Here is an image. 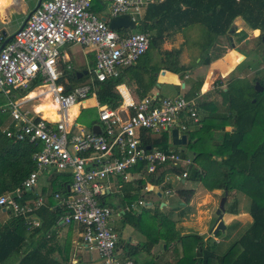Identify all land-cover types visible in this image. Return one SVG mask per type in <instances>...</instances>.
Masks as SVG:
<instances>
[{
	"label": "built area",
	"instance_id": "2783aa9c",
	"mask_svg": "<svg viewBox=\"0 0 264 264\" xmlns=\"http://www.w3.org/2000/svg\"><path fill=\"white\" fill-rule=\"evenodd\" d=\"M94 1L101 5L102 13L91 10ZM162 1L48 0L29 15L11 41L5 43L0 36V94L8 100L11 118V128L3 133L8 139L27 141L36 147L32 155L35 167L23 181L22 190L31 192L39 177L50 170L69 174L72 182L67 191L54 195L62 212L60 222L82 228L83 243L87 250L97 252L100 264H131L115 257L118 235L111 226L115 209L104 202L111 192V182L118 178L130 182L167 167L188 166L190 162L179 152L143 147L141 135L149 133L156 138L169 133L171 141V132L176 130L179 138H188L191 125L199 123L198 109L194 100L180 95H148L126 103L121 107L122 114L117 108L99 107V134H74L68 129L67 116L71 108L81 106L92 94L96 83L118 77L149 48L148 34L112 30L110 19L125 15L136 26V17L142 21L146 8ZM68 44L90 48L95 54V64L89 71L91 83L86 86L60 82L61 48ZM36 80L40 95H49L58 120L30 117L21 104L9 99V94L28 89ZM66 86L70 91L66 92ZM186 177L184 172L180 178ZM143 189L147 190V185ZM21 199V190L5 193L0 196V207L24 219L28 227L38 228L34 212L43 201L26 204ZM138 204L144 205L141 200Z\"/></svg>",
	"mask_w": 264,
	"mask_h": 264
},
{
	"label": "trees",
	"instance_id": "16d2710c",
	"mask_svg": "<svg viewBox=\"0 0 264 264\" xmlns=\"http://www.w3.org/2000/svg\"><path fill=\"white\" fill-rule=\"evenodd\" d=\"M98 5L99 3L94 1L91 10L95 12ZM237 18H240L250 30L259 31L258 42L263 46L261 57L264 65L262 41L264 0H164L160 4L147 7L141 21L140 33L149 35V48L134 65L126 68L118 77L95 84V94L99 104L117 108L121 103V97L116 92V87L125 81L133 83L136 86L137 97L143 99L156 86L160 71L165 70L182 78L196 65H210L224 53V49L221 48L223 45L219 43L220 38H226L229 42L227 34L230 33L234 36L236 43L246 39L247 35L244 31L235 32L234 20ZM195 26L199 27L202 38L197 46L200 54L204 55L199 57L198 63L194 62L189 66L181 65L179 61L181 47L170 51L160 50L167 39ZM229 48L232 49V45H229ZM242 64L244 66V62ZM247 68H250L249 65L245 67ZM70 76L68 74V77ZM64 77L60 78V82H63ZM84 80L74 83V86ZM255 83L262 86V92L255 91ZM37 84L38 82L34 81L21 95L32 91ZM201 86L202 81H194L192 92L186 99L191 100L200 91ZM226 89L225 92L220 93L223 103L227 105L228 113L217 117V120L223 119V124L222 122L219 124L222 129L230 126L233 131L221 134L219 148L215 150L219 151L221 156L214 167L218 175L215 173L213 183L209 186L205 185L209 190L218 189L227 191L228 194L232 191L245 194L250 200L248 214L251 224L235 242H232L225 253L220 254L215 247L209 246L204 241L203 236L190 234L181 237L167 217L159 215L157 211L154 212L148 216V221L150 224L152 221H157L158 226L161 227L159 232L161 234L157 233L156 239H152L150 235L146 237L151 245L157 244L160 240H163L166 246L180 241L182 256L173 264H264V130L261 141L251 153L246 152L242 147L244 141L245 144L248 142L249 139H246V136L255 126L257 118L259 128L264 129V75L257 74L249 80V77L239 78L231 74ZM67 91H70L69 86H66ZM93 111L95 116V110ZM260 115H263L262 118ZM6 116L7 114L0 112V196L17 189L23 194L22 183L35 167L32 155L36 147L27 141L8 139L2 133L1 126ZM211 119V117L208 118L209 123ZM164 134L157 139L149 133L148 135L142 133L141 144L145 148L158 147L169 150L171 147L168 146V138ZM207 135L211 137L210 133ZM207 135L202 131L192 133V138L187 143L189 147H199L197 152L193 150L195 152L193 164L167 167L154 175L145 176L143 181L126 184L124 188H121L124 194L107 195L104 198V202L115 210L117 206L120 208L119 215L123 226L129 225L137 230L141 226L149 228L145 224L147 221L145 215H139L131 210L133 201L146 185L171 188L166 183V179H169L170 175L181 177L184 172L187 173L185 180L203 183L207 174L206 169L203 164L198 167L196 163L200 164L209 156V150L207 151L203 146L204 137ZM215 151L212 153L216 155ZM180 154L182 155L181 152ZM55 176L50 182L51 194L43 193L49 200L55 194L66 192V187L72 182L69 174H55ZM175 193L186 205L194 196V190L191 189L176 190ZM26 195L31 194H23L21 203L24 202ZM116 197L119 199L118 202L113 199ZM53 206L55 204L51 202L34 212L40 221V226L31 231L28 230L24 219L20 217H12L0 227V264H68L69 259L66 253L62 259L53 255L56 250L59 251L57 256L61 255V250L53 245V239L56 238L53 230L57 228L62 217L59 206L56 205L52 209ZM220 233L218 232L215 237H218ZM125 247L128 257L135 261L137 255L147 245L146 243L140 246L127 244Z\"/></svg>",
	"mask_w": 264,
	"mask_h": 264
},
{
	"label": "crops",
	"instance_id": "0c3cea01",
	"mask_svg": "<svg viewBox=\"0 0 264 264\" xmlns=\"http://www.w3.org/2000/svg\"><path fill=\"white\" fill-rule=\"evenodd\" d=\"M1 1H3L4 3H2ZM44 1H48V0H42V2ZM38 2L39 0H35L34 5L31 6V5H28V3H26L24 0H0V36L2 37L3 42H6V41L9 42L13 39L14 34L20 29L22 24L25 22L27 16H29L35 10ZM13 8H15L14 11L11 10ZM101 9L102 7L99 4L98 9L95 11V13H100V12L102 13L104 10H101ZM11 14L17 16L15 28L11 26V18H10ZM234 27H235L236 33L240 31H244L246 33L247 37L244 41L237 43V44L235 43V45L231 44L232 49H230L229 47L221 46V48L224 49V53L222 57L213 61L208 66L196 65L191 70L187 71L182 78L179 75H175L165 70H162L164 71V73L161 74L162 71H160L157 77V84L149 93V96L150 95L158 96L159 98H165V97L172 98L178 95L183 96L184 98H187L192 92L194 81L196 82L202 81V86L200 88V91L196 95H194V97L191 98V100H194L197 105L199 123L197 125H193V126L191 125L189 134L200 132L201 129H204L206 131L205 132L206 135L210 133L211 135L210 138L208 135L207 137H204L203 146L204 147L208 146V149L210 150L212 149L213 151L219 148L221 134L231 133L233 131V128L230 126H225L224 129H222L219 126L220 122H222L223 119L218 118L219 120H217V117L227 115L228 113L227 105L223 103L222 95L220 92L221 91L225 92L227 90L226 89L227 82L231 74L239 78L247 77V75L243 74V71H246L245 69L246 66L245 65L243 66L242 64L246 58L242 57L243 59L240 62V58L236 56V54L238 56L241 55L240 53H238L237 48L240 47V45H243L244 43L252 39L253 35L257 36L259 34L258 30H250L240 18H237L234 20ZM117 31L123 32L124 30L121 29ZM128 31L130 32V29H128ZM185 31L183 33H178L174 35L172 39L170 40L172 41L178 40V39L181 40V34H185ZM229 36L232 39H235L234 36H232L230 33L227 34L228 39H229ZM184 41L185 40H183L182 42ZM181 48H183L184 51L182 49L181 57L179 60L180 64L183 66L191 65V64H188L189 59L187 58V47L181 46ZM194 62L198 63L199 58H197ZM94 64H95V54L90 48H83L78 45H69V44L64 45L61 48V58L59 61L58 70L61 73V77H64L65 75V77L63 78V82L65 81L70 82L69 84L74 86V83L80 80H83V79L85 80L82 82H86L87 81L86 79H88L89 83H91L89 71L92 70ZM125 69L126 68H124V70ZM249 69H251V67ZM84 71H87V74L82 75L79 78L77 75L80 73H83ZM68 74H70L71 76L68 77ZM167 74H169L171 77L167 76ZM198 77L199 79H197ZM36 81L38 82V84L32 89V91H30L26 95H21L26 90H23V91L17 90L8 95L9 99L12 102H17L21 104L20 105L21 109L27 112L30 117H33L36 119L41 118L44 120L48 118L46 119L47 121H52L49 119H52L51 117L52 115H50V112L54 109V106L53 105L48 106L44 103L48 99L49 95H43L46 98L44 102L41 103L43 99L41 98V95H40L41 90L38 88L39 81L38 80ZM93 88L94 90L92 94L81 104V106H75L77 108L76 116L69 118V112H68V116H67L68 129L74 134H86L90 132L94 133L92 130L93 127H98L99 133H100L99 120H98V108L107 106V105L99 104L96 94H95L96 86L94 85ZM135 88L136 86L133 83H129L127 81H125V83L120 84L118 87H116V92L121 97V103L117 107V109H120L119 111L120 113L122 112V109H123L121 107H125L126 103L136 102L140 100L136 95ZM31 93H36V96L33 98H30L29 95ZM15 95H18V96H15ZM0 99L2 100L0 102V112L7 114L6 119L3 121V124L1 126L2 133H3V131L6 130L7 128H11V120H10L11 118H10L9 106L7 104L8 103L7 98L4 97L2 94H0ZM93 110H95V116L93 114L94 113ZM42 115L45 118H43ZM210 117L212 118L210 121L211 123L208 122L209 121L208 118ZM84 126H87V129H84ZM216 127L217 128L219 127L220 129H217ZM156 138L159 139V137H156ZM171 149L180 153L179 150H175L173 148ZM181 153H182L181 156L184 160L189 161L190 163L193 164L192 160L195 157V153H193L191 157L185 156L183 154V151H181ZM55 174H63V173H56L53 170H50L44 173L43 175H41L38 179L37 185L34 187V189L31 192L24 191L23 193L24 195L25 194H28V195L31 194V195L29 196L26 195L27 197L26 196L24 197L23 203L34 204L37 200L41 199L43 201L42 207L49 205L51 202L55 204V206H53L52 209L56 207L58 203L54 199V196L52 197V199L49 200L47 199L48 197L43 195L44 192H46V195L51 194V185H50L51 183L50 182H51V179H54L56 177ZM168 180L169 179L167 178L166 183L169 184V186L171 187L170 188V191H171L172 183L171 182L168 183L167 182ZM139 181H143V179L134 178L130 182H139ZM130 182L121 181L120 178H118L116 181H112L111 184L113 186H112V189L109 195L115 196L120 193L124 194V191L121 188L122 187L124 188L126 184H129ZM181 182L184 183L185 179H183V181ZM197 184H201V183L197 182ZM147 187H148L147 190L142 189L138 197L135 198V200L132 203L134 207L131 210H134L139 215H145L147 219L145 224L149 226V228L141 226L137 230L134 227L129 226V225L123 226L122 219L120 218V215H119L120 208L117 206V210H115L116 214L114 216L117 217V220L120 221L119 227H117V229L115 228L114 230L118 235V243L115 249V257L118 260H121V261L128 260L131 264H146L148 262L150 264H173L177 259L181 258L182 249L179 243L180 241H178V243H171L168 246H166L163 240H160L157 244L151 245L148 238L146 237V235H150L152 236V239H156L158 238L157 233L161 234L159 233L161 230V227L158 226L159 225L158 222L150 221L151 222L150 224L148 221L149 220L148 216H151L156 211L159 213V215H163L167 217L174 224L176 232L181 237L190 235V234H196L199 236H203L204 241L206 243H210L209 239L211 237L213 238V235L210 234V230L214 227L215 221L217 218L212 219L211 213L208 211L206 215H204L202 213L203 209H200L201 205L199 201L200 202L203 201L202 199L206 198V196L213 200H214V197L218 198L219 196V199H220L222 198L224 194L223 190L213 189L209 191L205 189L206 190L205 193L202 195H199V193L195 192V189L186 188V190L188 189L194 190V196L192 197L189 204L186 205L184 202H182L179 199L176 193H175L176 199H173V196L171 195V193H169L168 195H165V193L161 192L159 187L150 186V185H147ZM181 189H184V188H178L176 190H181ZM236 193L237 192L235 191L233 192L234 195ZM211 194L214 195V197H212ZM235 197L237 198V196ZM113 199L114 201L119 200L118 197L113 198ZM113 199L111 198V200ZM140 200L144 203V205L138 204ZM193 200H196L195 206L192 205ZM181 203H182V206L184 205L189 206L191 210L187 211L184 209H180ZM42 207L40 206L39 208H42ZM227 210L228 209L225 208V211L222 216V221L225 226L224 232H226V230L230 231L231 229H235V231L236 229H240L239 226H240L241 221L244 220V216L240 214L238 210L235 211V207H234L233 209L234 211L230 212L231 209L228 211V213L230 214L226 218L225 212ZM168 215H170L171 218H169ZM12 217L14 216L11 212L0 207V227L4 225L5 223H7ZM248 217H249L248 224L247 226L244 227L243 231H241V234L251 224L249 214H248ZM34 218L39 221L35 213H34ZM224 218H225V221H224ZM207 221L210 222L208 226H207ZM189 224L195 225L194 229H199V230L196 232L188 231ZM33 229H36V228L28 227V230L30 231ZM125 229L127 230V237H126L127 241H124L125 238L122 237V233ZM53 232H55L56 234V238L53 239V245L54 247L61 250V255L57 256L59 252L58 250H56L55 253H53V255L56 256L58 259L60 258L62 259V257H64L66 253V255L68 256V259L70 258L69 259L70 261H68V264H84L82 262L83 258L86 257L88 253L90 255L91 251L87 250V248L85 247L83 243L82 228L75 224L69 225V226L63 225L59 221L57 228L54 229ZM226 235H227V239L225 240ZM226 235L223 238L214 237V240L216 242H213L214 243L213 247H215L217 252L220 254L225 253L233 242L229 240V238L232 237L231 234L230 235L226 234ZM217 239H220V240H217ZM145 243L147 247L144 248L143 251L139 255H137V257L135 258L136 259L135 261L133 258L128 257V252L125 249L126 248L125 246H127V244L140 246ZM90 258L92 259L91 255H90ZM97 264H100V260L97 261Z\"/></svg>",
	"mask_w": 264,
	"mask_h": 264
},
{
	"label": "rangeland",
	"instance_id": "374dc122",
	"mask_svg": "<svg viewBox=\"0 0 264 264\" xmlns=\"http://www.w3.org/2000/svg\"><path fill=\"white\" fill-rule=\"evenodd\" d=\"M24 1L26 3H28V5H31V6L34 5V2H35V0H24ZM11 10L14 11L15 8H13ZM10 18H11V26L13 28H15L16 27L15 23H16L17 16L11 14ZM141 25H142L141 24V21L139 20L138 17H136V26H135V28L131 29L130 31L132 33H137V32L140 33ZM187 30H186L187 32L185 31V34H181V40L182 41L185 40L184 42H182L180 39L173 40L172 41V40H170V39H172V37H171V38L167 39L161 45V49L160 50L161 51H165V50L166 51H169V50H173V49H179L181 46L182 47L186 46L187 47V58L189 59L188 64H192L197 58H199L200 56L201 57L204 56V55H201L200 54L199 48L197 46V43L198 42H201L202 41V38L200 37L199 28L193 27V28L187 29ZM258 35L257 36L253 35L252 36V39H250L249 41H247L243 45H240V47L237 48L238 53H240L241 55L238 56L236 54V56L238 58L245 57L246 59L244 60V65L245 66L249 65V67H251V69H248L247 68L246 71H243V74L244 75H247V77H249V80H251L253 78V76H255L257 74H260V76L261 75H264V65L262 64V57H261L262 56L261 51L263 49V46H261L259 44V42H258ZM219 43L222 44L224 47H229V45H231V44H234L235 45L236 42H235V39H232V42H230V44H229V42H228V40L226 38H221V39H219ZM183 51H184V49H183ZM180 57H181V55H180ZM180 57H179V60H180ZM155 58H156V60L158 59L157 56ZM167 76L171 77L169 74H167ZM197 79H199V77ZM86 80H88V79H86ZM35 96H36V93H31L29 95L30 98H33ZM41 98L43 99L41 103H43L46 97L41 96ZM1 101L2 100L0 99V102ZM76 115H77V110H76ZM261 116H263V115H260V117ZM84 119H86V118H84ZM258 121L259 120L257 118L255 126L252 128L250 134H248L246 136V139L247 138L249 139L248 142L246 144H245V141H244V143H242L243 144L242 147L248 153H251L254 150V148L259 144V142L261 141L262 136H263V130L264 129L259 128ZM84 129H87V126H84ZM200 131H202L203 133L206 132L204 129H201ZM164 135H166L167 138H168V146H170L171 148H173L175 150H179L180 152L183 151V154L185 156H187V157H191V155H193V153L197 152V150L199 149L198 146H191V147H189V146L172 147L170 145L171 144L170 134L169 133H165ZM157 137H160V136H157ZM190 138H192V133L188 135V141L191 140ZM204 148L207 151L209 150V156L206 157V158H204V160L200 164L196 163L198 167L202 166V164H203L204 165V168L206 169V173L207 174H206V177L204 178L205 180L203 181V183L200 182L201 184H197V182H191L189 180H185V182L182 183L181 181H183V179H181L178 176L170 175L169 176V180L167 182H171L172 183V189H171V191H170V188H165V187L164 188H161V187H159L160 190H161V192L164 193V191H169L171 193V195L173 196V199H176V197H175V191L178 188H184V189H186V188H193V189H195V192L196 193H199V195H202V194L205 193L206 190H209V188L207 186H209L215 180V173L218 175V173L216 172V169L214 167H216V162H219L220 161L221 156L219 154L220 153L219 151H215L217 153L215 155V154L212 153L213 152V151H211L212 149L211 150L208 149V146H205ZM217 159H218V161H217ZM233 192L234 191H232L228 195V198H227V200L225 202L226 203L225 204V208L228 209L225 212V217L227 218L228 215L230 214V213H228V211L230 209H231L230 212L234 211L233 209L235 207V211L238 210L240 212V214H242L244 216V220H242L241 223H240V226H239L240 229H236V231H235V229H231L230 231L226 230V232H221L218 237L219 238L220 237L223 238L226 234H228V235L231 234L232 237H230L229 240L235 242V240L237 238H239V236L241 235V231H243L244 227L247 226V224H248L249 217H248V214L247 213H248V207H249L250 200L243 193L237 192L236 193L237 195L236 194L234 195ZM211 196L214 197V195H212V194H211ZM235 196H237V198ZM202 200L203 201H201V202L199 201V203L201 205L200 209H203L202 210L203 212L202 211L201 212L204 215H206V213L208 211V212L211 213V218L212 219L213 218L216 219L217 218L216 217V210H217L216 208L218 207L221 198L219 199V196H218V198L214 197V200H213V199L208 198L206 196V198H204ZM195 201L196 200H193V202H192V205H194V206L196 205ZM180 206H181L180 209H184V210H187V211H190L191 210V208L189 206H186V205L182 206V203H181ZM166 211H168V210H166ZM168 216H169V218H171L170 215H168ZM111 221H112V223H111L112 228L114 230H115V228L117 229V227H119V222L120 221L117 220V217H115V216L112 217V220ZM224 221H225V218H224ZM250 221H251V219H250ZM208 224H210V222L207 221V226H208ZM205 226H206V224H205ZM194 228H195V225H193V224H189L188 225V231L196 232V231L199 230V229H194ZM122 237L125 238L124 241H127V239H126V237H127V230L126 229L123 231ZM214 237L215 236H213V238L211 237L209 239L210 240L209 241L210 243H208V244L210 246H213V244H214L213 242H216L214 240ZM215 238H217V237H215ZM226 239H227V235L225 237V240ZM217 240H220V239H217ZM90 255L92 256V259L90 258ZM90 255L88 253L87 256L83 258V261L82 262L84 264H97V261H99L97 252L91 251L90 252Z\"/></svg>",
	"mask_w": 264,
	"mask_h": 264
},
{
	"label": "water",
	"instance_id": "95a60500",
	"mask_svg": "<svg viewBox=\"0 0 264 264\" xmlns=\"http://www.w3.org/2000/svg\"><path fill=\"white\" fill-rule=\"evenodd\" d=\"M41 2H42V0H39L36 8H38L40 6ZM28 18H29V16H27L26 20ZM102 20L104 21L105 18H102ZM154 21L156 22V19ZM24 24H25V22L22 24L20 29L23 28ZM108 25H109V28L112 30H121V29H130L131 30V29L135 28L134 23L130 20V18L128 16H125V15L110 19V21L108 22ZM229 41L232 42V38L230 36H229ZM262 41L264 43V37H262ZM5 43H7V41ZM242 59L243 58L241 57L240 61ZM163 73H164V71L161 72V74H163ZM86 74H87V71H84L83 73H80L77 76L80 78L82 75H86ZM254 89L256 92H262V90H263L262 86H260L259 83H255ZM92 130L94 133L99 134L98 127H93ZM187 143H188V139H187L186 135H182L179 138L176 130H173L171 132V145L173 147H184L187 145ZM158 195H160V194H158ZM227 196H228V192L225 191L224 195L222 196V198L219 202L218 208L216 210L217 219L215 221L214 227L210 230V234H212L213 236H215L218 232H224V230H225V226H224L223 221H222V216H223V213L225 211V202H226Z\"/></svg>",
	"mask_w": 264,
	"mask_h": 264
},
{
	"label": "bare ground",
	"instance_id": "6f19581e",
	"mask_svg": "<svg viewBox=\"0 0 264 264\" xmlns=\"http://www.w3.org/2000/svg\"><path fill=\"white\" fill-rule=\"evenodd\" d=\"M89 84V81L87 80L86 82H82V83H80V84H78V85H76L75 87H81V86H86V85H88ZM46 105H48V106H50V105H53V104H51V102H50V98L48 97V99L44 102ZM54 106V105H53ZM44 114V113H43ZM72 114V115H71ZM48 115V114H47ZM50 115H52L51 117H52V119H49V120H52V121H55V120H58V116L56 115V112H55V106H54V109L50 112ZM43 116V115H42ZM74 116H76V107H73L70 111H69V118H72V117H74ZM48 117V116H47ZM43 118H45L44 116H43ZM46 119H48V118H46ZM116 214V212L113 214V216Z\"/></svg>",
	"mask_w": 264,
	"mask_h": 264
}]
</instances>
